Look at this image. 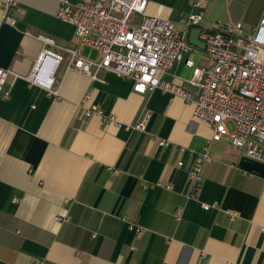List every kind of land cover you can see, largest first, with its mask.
<instances>
[{
	"label": "crops",
	"instance_id": "1",
	"mask_svg": "<svg viewBox=\"0 0 264 264\" xmlns=\"http://www.w3.org/2000/svg\"><path fill=\"white\" fill-rule=\"evenodd\" d=\"M148 1L147 15L179 32L190 13L204 16L189 29L195 50L163 77L194 96L185 61L210 66L197 30L240 22L253 33L264 13V0ZM18 2L15 26L0 9V67L18 75L8 79L9 98H0V264H264V164L228 137L213 141L211 126L196 122L194 106L180 98L159 89L141 95L105 70L95 81L68 69V54L27 33L85 59L100 52L58 19L55 1ZM45 47L64 56L56 94L27 80ZM93 105L103 115L81 117ZM144 107L152 119L140 132ZM206 146L214 160L193 190L189 172Z\"/></svg>",
	"mask_w": 264,
	"mask_h": 264
},
{
	"label": "built area",
	"instance_id": "2",
	"mask_svg": "<svg viewBox=\"0 0 264 264\" xmlns=\"http://www.w3.org/2000/svg\"><path fill=\"white\" fill-rule=\"evenodd\" d=\"M52 1L58 3V19L75 27L79 42L100 52L97 60L85 59L74 48L60 47L51 38L27 33L42 39L46 46L68 54V69L95 81L99 80L98 73L105 70L131 80L133 90L141 95L159 89L171 98H180L194 106L196 122L211 126L213 141L228 137L244 156L264 164V13L253 33H247L240 22H215L200 30L210 66L204 69L192 58L185 61L193 71L190 84L199 88L198 95L194 96L179 82H167L163 77L184 60L186 53L195 50L189 41V29L201 25L202 13H190L185 20L188 29L179 32L172 22L147 15L148 0ZM18 4V0L0 3L4 20L11 26L17 24V19L10 12L19 10ZM52 49L44 48L27 80L56 94L54 73L64 56ZM10 76L18 75L0 67V98L10 96L7 89ZM95 114L103 115L97 105L81 111L83 118ZM151 119V111L144 107L135 128L145 132ZM110 120L116 119L111 117ZM228 123L234 125L232 131ZM213 160V153L206 146L189 172L193 190L202 185L204 164Z\"/></svg>",
	"mask_w": 264,
	"mask_h": 264
},
{
	"label": "water",
	"instance_id": "3",
	"mask_svg": "<svg viewBox=\"0 0 264 264\" xmlns=\"http://www.w3.org/2000/svg\"><path fill=\"white\" fill-rule=\"evenodd\" d=\"M199 33H200V31L199 30H197V35H196V40L198 39V35H199ZM195 38V37H194ZM197 42H199L198 40H197ZM192 43H194L193 41H192ZM195 44V43H194ZM201 44V43H200ZM197 45V44H196ZM203 46H204V49H205V44H202Z\"/></svg>",
	"mask_w": 264,
	"mask_h": 264
},
{
	"label": "bare ground",
	"instance_id": "4",
	"mask_svg": "<svg viewBox=\"0 0 264 264\" xmlns=\"http://www.w3.org/2000/svg\"><path fill=\"white\" fill-rule=\"evenodd\" d=\"M48 71V70H47ZM47 79H49L48 77H47Z\"/></svg>",
	"mask_w": 264,
	"mask_h": 264
}]
</instances>
